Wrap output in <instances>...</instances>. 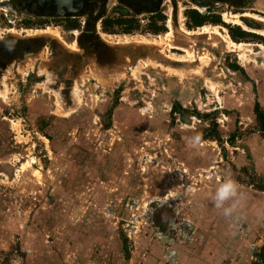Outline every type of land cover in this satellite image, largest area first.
Listing matches in <instances>:
<instances>
[{"label": "rangeland", "instance_id": "rangeland-1", "mask_svg": "<svg viewBox=\"0 0 264 264\" xmlns=\"http://www.w3.org/2000/svg\"><path fill=\"white\" fill-rule=\"evenodd\" d=\"M178 1L173 29L162 13L133 16L128 32L98 29L109 42L96 43L102 73L83 66L92 52L74 53L61 24L3 30L0 19V264H140L154 240L223 238L224 221L235 224L214 206L225 180L260 195L264 0ZM188 11L206 20L193 26ZM236 26L247 32L238 42ZM13 60L18 74H5ZM233 202L243 231L248 206Z\"/></svg>", "mask_w": 264, "mask_h": 264}, {"label": "flooded vegetation", "instance_id": "flooded-vegetation-1", "mask_svg": "<svg viewBox=\"0 0 264 264\" xmlns=\"http://www.w3.org/2000/svg\"><path fill=\"white\" fill-rule=\"evenodd\" d=\"M215 1H227L231 3L232 0ZM208 2L209 0H189L190 6L192 4L199 5L203 7V10L211 9ZM215 3L217 4V2ZM180 4L181 2L178 0H0V9L3 10L0 13V19H3L7 24L3 30H7L10 24L15 25V21L27 23L35 22L38 26L42 25L43 27L48 23L50 26L56 28H60V25L54 26L53 23L61 24L62 27L69 29V34L74 36L73 41H76L78 45V50L73 51L74 53L81 55L85 48L92 52V56L83 59V66L88 65L87 62H90L89 65L92 66L89 67V71L93 72L96 70L102 73V67L99 66L103 58L100 56L97 58L98 48L96 47V43L109 42L100 37V31H98V29L100 30L101 27L104 28L106 23H117L126 26L129 22H134V20H132L133 16H140V13H149L150 15L162 13L168 16L167 20L164 19L162 21L163 25L168 29V24H170V27L173 29L175 15L176 21L178 20L179 22L178 14H175V11L180 8ZM249 4L247 6L243 4L240 8L253 9L255 4ZM190 8L193 7L191 6ZM110 12L112 14H117L121 19H115L114 21L109 20L107 14ZM188 12L191 13V11ZM109 18L112 17L110 16ZM250 20H246L245 23H251ZM138 21L140 22V20ZM252 24L256 26L255 21H252ZM87 35H90L91 38L88 40L87 46L82 48L79 43V38L87 37ZM48 55H50V52ZM35 57L33 56L32 58L36 60ZM106 63L107 62H105V64ZM35 64H37V62ZM18 65L19 62L13 60V62H10L8 67L4 69V73L8 75H13L14 73L18 74ZM45 66L47 67V65ZM37 67L39 68V66ZM40 70L41 69H39V71Z\"/></svg>", "mask_w": 264, "mask_h": 264}, {"label": "crops", "instance_id": "crops-1", "mask_svg": "<svg viewBox=\"0 0 264 264\" xmlns=\"http://www.w3.org/2000/svg\"><path fill=\"white\" fill-rule=\"evenodd\" d=\"M262 141L264 143V140ZM262 170L264 175V169ZM252 192H247L248 195L245 197L243 195L235 197V200L238 199L239 201L243 198V205L248 206L247 212L250 216L246 218L248 220L244 221L245 223L249 222L250 225L248 227L245 225L243 231L239 209L233 214L235 224L224 221L227 227L231 226V229L224 228L223 238L219 236L218 231H220V228H218V234H215L214 239L206 241L202 237L200 242H195L196 239L198 240L195 236L192 238L194 241L190 239V242L185 246H179L177 242L174 243V246L169 244L168 246L163 245L161 248L160 241L156 240L159 243L154 245L156 243L154 240L152 245L147 248L151 253L150 256H148V253V258H146L145 251L140 264H264L258 258L260 249L264 247V231L262 233L260 230L264 228V191H257L260 195L256 197L253 196L254 193ZM237 212L238 215H236ZM221 221L222 219L218 222L219 226L222 225ZM245 235L250 236V239H246ZM100 237H102V234H99L95 240L99 241ZM100 242H102V239Z\"/></svg>", "mask_w": 264, "mask_h": 264}, {"label": "trees", "instance_id": "trees-1", "mask_svg": "<svg viewBox=\"0 0 264 264\" xmlns=\"http://www.w3.org/2000/svg\"><path fill=\"white\" fill-rule=\"evenodd\" d=\"M191 12L192 13H190L189 18L193 26H199L203 24V22L206 20L204 16L199 15L195 11H191ZM212 22H215V23L220 22L219 17L212 18ZM132 23L133 22L128 23V27H126L127 29H125L126 30L125 32H128V30H130L131 28H134ZM158 29H159L158 27H155L154 31H157ZM243 35H247V32L241 30L238 26L234 27V29L229 31V36L235 42H238V39L241 38ZM253 110H254V114L256 117V122L258 125L259 133L264 138V112L259 108V105L257 103L254 104ZM255 186L257 190L264 191V184H257ZM263 250H264V247L260 249V252L258 254L259 261H261L262 263H264Z\"/></svg>", "mask_w": 264, "mask_h": 264}, {"label": "clouds", "instance_id": "clouds-1", "mask_svg": "<svg viewBox=\"0 0 264 264\" xmlns=\"http://www.w3.org/2000/svg\"><path fill=\"white\" fill-rule=\"evenodd\" d=\"M199 140V136L194 138V142H199ZM236 195L237 188L235 183L231 180H225L224 182L220 183L215 190L213 196L214 206L217 209H222V214L225 217L232 216L236 210V203L233 202L227 207H225V203L228 201H234Z\"/></svg>", "mask_w": 264, "mask_h": 264}, {"label": "bare ground", "instance_id": "bare-ground-1", "mask_svg": "<svg viewBox=\"0 0 264 264\" xmlns=\"http://www.w3.org/2000/svg\"><path fill=\"white\" fill-rule=\"evenodd\" d=\"M226 16V15H225ZM227 18H228V16H227ZM232 20V19H231ZM230 22H232V23H236V24H241L240 22H239V20L238 19H233L232 21H230ZM51 30V29H50ZM42 32H44V33H47V29H44V30H42ZM264 32V31H263ZM28 34V33H27ZM232 47H234L235 49H240V47H241V44H234V43H232Z\"/></svg>", "mask_w": 264, "mask_h": 264}, {"label": "water", "instance_id": "water-1", "mask_svg": "<svg viewBox=\"0 0 264 264\" xmlns=\"http://www.w3.org/2000/svg\"><path fill=\"white\" fill-rule=\"evenodd\" d=\"M247 20V19H246ZM245 22V21H244Z\"/></svg>", "mask_w": 264, "mask_h": 264}]
</instances>
